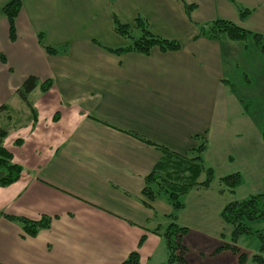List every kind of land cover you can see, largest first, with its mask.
Segmentation results:
<instances>
[{
    "label": "crops",
    "instance_id": "crops-1",
    "mask_svg": "<svg viewBox=\"0 0 264 264\" xmlns=\"http://www.w3.org/2000/svg\"><path fill=\"white\" fill-rule=\"evenodd\" d=\"M9 1L0 0V106H9L0 125L23 171L0 186V264H122L133 251L140 264L165 263L166 242L155 230L173 210L165 196L149 201L143 190L163 157L157 145L185 156L195 136L207 140L215 180L191 190L177 217L188 228V251L202 237L215 239L217 250L231 233L224 206L264 192V137L245 105L253 65L241 74L242 95L225 65L247 45L199 37V29L226 19L264 41V0H184L194 5L190 16L181 0H20L14 41L2 12ZM237 5L252 13L242 19ZM115 17L137 34L140 17L181 48L115 54L107 48L130 42L116 33ZM29 76L52 82L28 95L33 111L16 95ZM235 173L243 182L231 190L221 179ZM6 214L52 223L31 237Z\"/></svg>",
    "mask_w": 264,
    "mask_h": 264
},
{
    "label": "trees",
    "instance_id": "trees-1",
    "mask_svg": "<svg viewBox=\"0 0 264 264\" xmlns=\"http://www.w3.org/2000/svg\"><path fill=\"white\" fill-rule=\"evenodd\" d=\"M114 1V0H111ZM187 14L190 16L194 5L187 4L184 0ZM235 3L234 0H231ZM239 15L242 19L252 13V9L237 5ZM21 10L20 0H11L6 3L2 12L9 24V38L11 41L16 39L15 21ZM115 31L120 36L128 39L129 45L122 48H107L115 54L127 52H138L149 54L154 47H159L161 51H176L181 48V44L173 39L164 38L154 34L149 28L147 22L138 17L136 27L139 29L140 37H132V29L129 25L114 18ZM199 37L210 39H229L232 41H245L248 37L254 38L262 43L263 37L258 33L251 32L242 26L226 19H217L210 23L200 26ZM42 41V36L39 35ZM49 54L59 53V49L54 47H45ZM39 79L35 76H29L21 86L16 90L18 98L30 107L32 104L28 100V95L39 85ZM52 85L51 81L40 83L42 90H47ZM9 108L8 104L0 106V113ZM11 120V119H9ZM9 133L8 128L0 125V186H9L21 177L23 168L13 162L12 153L4 146V140ZM264 137V128L262 129ZM197 145L188 155L174 153L160 145H157L163 152V157L157 163L153 171L146 178V185L143 190L144 196L153 201L159 196H165L167 202L172 207V213L167 215L168 224L165 228H158L155 231L161 235L168 251V258L162 264H177L186 262L187 246L184 243V236L188 228L178 222L177 213L185 208V197L193 189H208L215 180V172L212 167L207 165L204 159V152L207 148V140L204 137L195 136ZM229 189L233 190L243 182L239 173L225 176L221 179ZM150 206L149 203L145 202ZM7 219L20 224L24 235L35 236L39 230L49 228L52 223V217L43 216L40 220H31L25 217L4 215ZM223 221L231 226V233L226 241V236H221V243L216 252L222 250H231L238 254L240 264H244L249 258L248 254L242 248L237 246L242 236L252 235L260 241L259 253L251 255V260L257 264H264V233L259 229L252 228V224L264 221V192L253 194L242 200H235L227 205L220 212ZM144 238L141 240L143 242ZM261 251V252H260ZM122 264H140L139 254L133 251Z\"/></svg>",
    "mask_w": 264,
    "mask_h": 264
},
{
    "label": "rangeland",
    "instance_id": "rangeland-1",
    "mask_svg": "<svg viewBox=\"0 0 264 264\" xmlns=\"http://www.w3.org/2000/svg\"><path fill=\"white\" fill-rule=\"evenodd\" d=\"M132 37L134 38L140 37L139 32L137 34L132 30ZM240 44H242L243 46L247 45L243 48L244 49L243 52H247V54L246 55H243V53L239 54L238 62L237 60L231 61L228 58L226 60L225 65H227L228 69L234 71L233 86L236 93L239 95H242V87L240 85L241 74L243 73V71L247 69L248 66L253 65V71H251L250 74V87H249V90L251 91L253 96V100L250 98H246L245 105L248 108L250 114L255 119V121H257V123L264 128V83L262 82V77H264V69H263V73H261L262 69L258 68L259 65H261V67L264 68V61L260 62L262 59V57L260 56L264 54L263 53L264 41L262 43H259L254 38L248 37L246 41H242ZM235 75L236 78H234ZM18 117H19L18 114H14L13 119L9 120V123L11 125H15L16 124L15 122H17ZM262 223H264V221L254 223L252 224V228L259 229L264 233V224H263V229L259 228ZM229 235H225L227 238L226 241H228L229 237L227 236ZM195 240L196 239H194L191 242V244H188L189 251L186 252V259L190 261L189 264L192 263L193 264H240L238 254H234L231 250L216 252L215 248L217 247L216 245L217 242L215 239L202 237L197 242L194 243ZM237 246L242 248L243 251H245L249 256V258L244 264H257L253 262L250 258L251 255L255 253H259V249H260V241L255 236L252 235L242 236L238 241ZM260 254H262L264 257V252Z\"/></svg>",
    "mask_w": 264,
    "mask_h": 264
}]
</instances>
